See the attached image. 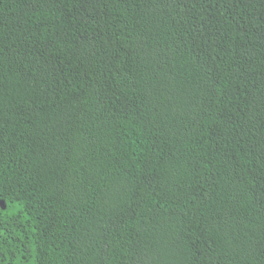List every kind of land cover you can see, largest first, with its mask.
Instances as JSON below:
<instances>
[{"label":"trees","instance_id":"16d2710c","mask_svg":"<svg viewBox=\"0 0 264 264\" xmlns=\"http://www.w3.org/2000/svg\"><path fill=\"white\" fill-rule=\"evenodd\" d=\"M0 264H264V0H0Z\"/></svg>","mask_w":264,"mask_h":264}]
</instances>
